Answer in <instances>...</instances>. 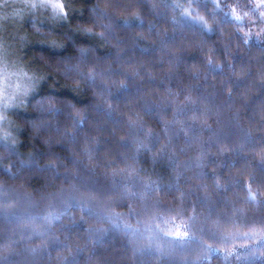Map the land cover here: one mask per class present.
<instances>
[{
  "label": "clouds",
  "instance_id": "obj_1",
  "mask_svg": "<svg viewBox=\"0 0 264 264\" xmlns=\"http://www.w3.org/2000/svg\"><path fill=\"white\" fill-rule=\"evenodd\" d=\"M188 6L0 0V264H264V4Z\"/></svg>",
  "mask_w": 264,
  "mask_h": 264
},
{
  "label": "snow or ice",
  "instance_id": "obj_2",
  "mask_svg": "<svg viewBox=\"0 0 264 264\" xmlns=\"http://www.w3.org/2000/svg\"><path fill=\"white\" fill-rule=\"evenodd\" d=\"M188 7L183 8L182 16L189 17L191 19L197 20L201 26L208 27L207 21L204 19L203 16L199 15L198 9L200 7H207L208 4L212 5V13L214 15H219L223 17L224 15H227L229 20L231 22H239L243 24V15L240 12V6H241V0H234V3L231 5V7H228L225 4V0H188ZM261 4H264V0H257V7H259ZM192 5H195V9L192 7ZM261 19H264V14H262ZM251 29H248L245 31V41L247 42L250 38ZM258 40L264 41V29H262L256 37ZM248 197L251 200H255V193L249 189L248 191ZM234 216L236 215H243L242 211H234ZM167 224L168 221H165ZM185 224L184 221H180L176 223L175 228L173 230L172 225H169L166 231H169L172 235L177 237H185L188 235L186 231H182V226ZM221 236L226 241H231L230 244L226 246L225 249V256H231L236 252L235 244L240 241H252L255 245L259 247V249L264 252V222L257 223L256 221H252L248 223L247 225H242L238 222H233L229 225H218ZM244 247H247V244L243 245Z\"/></svg>",
  "mask_w": 264,
  "mask_h": 264
}]
</instances>
